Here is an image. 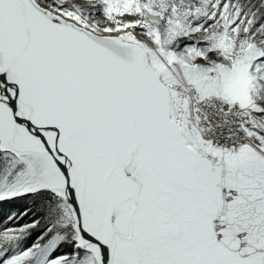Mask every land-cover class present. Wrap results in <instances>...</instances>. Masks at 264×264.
<instances>
[{
    "label": "snow or ice",
    "instance_id": "obj_1",
    "mask_svg": "<svg viewBox=\"0 0 264 264\" xmlns=\"http://www.w3.org/2000/svg\"><path fill=\"white\" fill-rule=\"evenodd\" d=\"M0 264H264V0H0Z\"/></svg>",
    "mask_w": 264,
    "mask_h": 264
}]
</instances>
